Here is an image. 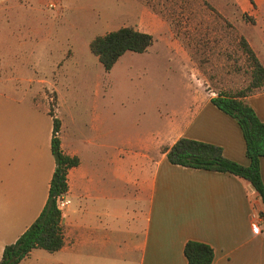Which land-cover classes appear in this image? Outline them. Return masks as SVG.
<instances>
[{"label":"crops","instance_id":"1","mask_svg":"<svg viewBox=\"0 0 264 264\" xmlns=\"http://www.w3.org/2000/svg\"><path fill=\"white\" fill-rule=\"evenodd\" d=\"M252 1L232 3L253 16L264 43V0ZM32 2L0 0V10L22 9ZM253 50L264 66V47ZM22 68V59H0V82H14L20 95L23 82L40 81L23 80ZM32 87L25 91L32 92ZM1 97L7 100L6 90ZM214 98L195 91L190 102L165 119L163 130L131 141L132 151L120 156L116 117H104L97 105L76 111L74 105H62L58 96L54 115L61 122V149L79 159L67 175L64 246L44 255V263L38 262L43 255L35 249L20 264H28L32 256L35 264H188L184 249L189 241L211 246L212 264H264V204L251 183L229 173L172 165L164 152L187 138L221 147L227 159L250 165L236 120L218 109ZM245 101L264 122V86ZM48 115L52 125L40 142L37 138L35 150H23L16 128L0 122V261L5 247L39 218L48 201L56 169L53 118ZM261 172L264 182V158ZM254 212L260 221L252 219Z\"/></svg>","mask_w":264,"mask_h":264},{"label":"rangeland","instance_id":"2","mask_svg":"<svg viewBox=\"0 0 264 264\" xmlns=\"http://www.w3.org/2000/svg\"><path fill=\"white\" fill-rule=\"evenodd\" d=\"M32 1L26 8L0 10L1 62L22 59L23 80H40L23 82L21 95L14 82H0V93L7 91L0 122L16 128L23 150H35L37 138L52 125L48 114L58 96L76 111L97 105L104 117H116L119 154L126 156L131 141L163 130L165 119L195 91L215 97L252 93L253 68L241 41L260 52L264 43L253 16L232 0ZM122 27L150 33L155 43L144 53L127 52L106 71L89 45ZM30 86L32 92L25 91ZM35 253L43 255L41 263L51 256Z\"/></svg>","mask_w":264,"mask_h":264},{"label":"trees","instance_id":"3","mask_svg":"<svg viewBox=\"0 0 264 264\" xmlns=\"http://www.w3.org/2000/svg\"><path fill=\"white\" fill-rule=\"evenodd\" d=\"M154 43L155 37L152 34L132 27H122L96 37L89 47L105 70L111 71L127 52L144 53ZM241 45L253 68L252 81L248 87V91L253 93L264 86V66L246 39H242ZM249 95L245 93L237 96L218 95L212 99V103L218 109L236 120L246 143L249 166L245 167L227 159L221 147L187 138L179 139L171 148H165L164 152L172 165L229 173L246 179L259 193L264 204V182L261 172V161L264 158V122L246 103L245 98ZM53 107L55 105H52L49 114L53 118L51 151L56 161V169L51 181L47 204L39 218L19 239L5 247L0 264H20L35 249L55 253L64 246L62 211L57 208L56 198L67 193L68 171L78 166L79 159L63 153L59 137L61 122L55 117ZM184 254L188 264H212L215 257L211 246L195 241H189L185 245Z\"/></svg>","mask_w":264,"mask_h":264},{"label":"built area","instance_id":"4","mask_svg":"<svg viewBox=\"0 0 264 264\" xmlns=\"http://www.w3.org/2000/svg\"><path fill=\"white\" fill-rule=\"evenodd\" d=\"M70 204V199L66 197L65 194L60 195L56 198V205L59 210L65 209ZM252 219L255 221H260L261 217L255 212L252 214Z\"/></svg>","mask_w":264,"mask_h":264}]
</instances>
